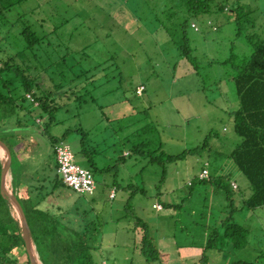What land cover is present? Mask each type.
I'll return each mask as SVG.
<instances>
[{"label":"rangeland","instance_id":"obj_1","mask_svg":"<svg viewBox=\"0 0 264 264\" xmlns=\"http://www.w3.org/2000/svg\"><path fill=\"white\" fill-rule=\"evenodd\" d=\"M165 2L27 0L15 6L0 31L30 24L40 35L51 34L47 43L58 54L50 56L69 52L74 72L83 73L86 82L96 73L98 80H89L85 92L89 102H77L82 107L58 110L52 119L49 114L41 116L33 137L26 135L27 130L19 131L27 133L19 146L14 144L13 169L20 166L19 147L25 157H35L48 151L53 138L69 143L76 162L92 168L82 154L81 140L87 139L90 152L97 140V162L106 171L93 170L100 188L95 210L88 212L101 223L104 243L96 252L99 264H204L209 232L228 215L249 230L246 245L237 249L231 239H219L222 252H205L209 263L264 264V206L243 208V196L252 194L250 183L221 156L241 141L230 115L239 106V96L230 78L232 66L225 62L233 55H249L251 46L245 36L237 37L232 13L207 15L197 21L200 31L187 30L196 56L195 64L190 63L156 19ZM7 36L0 46L3 42L8 52H14L18 39L12 32ZM43 57L47 60L49 54ZM141 84L147 90L138 96L134 88ZM207 142L210 155L190 154L171 162L159 158L162 152L179 155ZM207 160L212 180L200 181ZM220 176L225 177V187L214 180ZM232 181L240 188L234 189ZM113 185L118 186L116 199L109 197ZM155 204L166 208L159 211ZM12 209L21 220L13 203ZM145 234L159 251L157 261H148L142 252ZM135 240L133 251L128 243ZM115 242L120 245L114 246ZM18 264L28 263L22 257Z\"/></svg>","mask_w":264,"mask_h":264},{"label":"trees","instance_id":"obj_2","mask_svg":"<svg viewBox=\"0 0 264 264\" xmlns=\"http://www.w3.org/2000/svg\"><path fill=\"white\" fill-rule=\"evenodd\" d=\"M25 1L27 0H0V22H2L0 26L3 27L4 19L7 22L10 21L8 17L10 12L15 6ZM164 6L165 10L160 11L156 15V19L168 31L180 54L192 64H195L196 56L187 30L192 28L200 31L197 21L207 15L232 13V18L238 27L237 37L245 36L251 46L249 55H233V58L225 62L232 66L233 72L232 75L230 74V78H232L239 96V106L232 109L230 115L234 121L235 132L241 141L228 153H221V156L232 161L250 183L252 194L243 196V208L252 210L263 207L264 0H166ZM208 24L214 30H218L212 21H209ZM12 30L13 27L7 28L6 31H0V40L3 42L11 32L18 39V46L14 52H8L3 46V42L0 46V138L7 143L12 151L11 169H13L16 156L13 152L14 144L18 146L24 139L23 135L19 137L21 140L16 139L13 131L22 129L33 132L36 124L42 122L39 120L41 116L49 114V118L52 119L53 113L58 110L82 107V104H77V102H82V100L89 102L85 97L89 80L93 83L98 80L95 79L97 78L96 73L91 75L86 82L87 78L83 80V77H86L83 73L74 72V64H70L68 61L70 59L67 56L69 52L63 51L59 58L50 56L58 54V50L50 48V44L47 43L52 37L51 34L40 35L30 24ZM46 54H49L47 60L43 57ZM88 72L90 71L88 70ZM44 74L48 75V80H44L46 79ZM137 88L138 86L134 88L136 94ZM146 90L147 87L145 92ZM110 120L107 118V121ZM39 129L40 127H38ZM83 134L87 136L88 133L83 131ZM60 141L63 140L52 139L54 145ZM86 141L85 137L81 140L82 154L89 159L92 167L89 169L96 179L93 170L104 171L98 167L96 161L98 144L95 143L96 146H92L93 152H90L87 150ZM0 149L2 148L0 147ZM211 152L207 142L179 155H168L162 152L159 158L164 157L166 161L171 162L184 159L190 154L204 155L207 153L210 155ZM209 166V161H206L203 168V171L209 170V179L200 180L199 178L200 181L212 180ZM3 170L4 163L0 159V264H18L22 257L28 264H31L23 238L21 222L14 215L12 203L2 188ZM224 178L220 176L214 180L216 184L225 187ZM96 182L99 183L97 179ZM13 185L14 194L24 208L36 250L43 264H99L96 252L101 250L102 228L100 227L101 223L93 219L88 212L91 208L88 204L87 194H80L70 187L66 188L67 185L59 173L57 174V184L52 188H50V184H43V187L46 186L39 189L37 197L33 195L29 186L14 173ZM231 185L234 189L240 188L237 182L232 181ZM45 189L47 190L44 192ZM62 189H71L72 197H75L71 206H63L53 201L51 204L44 202L49 197L58 200L62 195ZM138 220L136 223H139ZM248 233L249 230L241 225L234 216L228 215L218 222L211 233L209 232L205 242V252L209 250L221 251L217 244L219 239H231L235 248H243L246 245ZM142 241V252L146 255L147 260H159V251L148 234L143 236ZM205 252L203 262L211 264ZM104 262L106 261L104 260ZM233 264L256 263L241 260Z\"/></svg>","mask_w":264,"mask_h":264},{"label":"crops","instance_id":"obj_3","mask_svg":"<svg viewBox=\"0 0 264 264\" xmlns=\"http://www.w3.org/2000/svg\"><path fill=\"white\" fill-rule=\"evenodd\" d=\"M21 130L17 129L16 131H13L15 134V138L21 140L19 137H21L23 134H27L26 135H31V137H33V132L32 131H27V132H19ZM19 132V133H16ZM97 139V138H96ZM96 144H97V140H95ZM23 142V141H22ZM18 145V144H17ZM19 146V145H18ZM55 146L52 143L51 147L48 148V151L42 155H38L35 157H25L27 156L24 153V148H21V150L18 152L20 154V156L18 157V164L20 165L18 167V171L14 169H11V171L17 175V177H19V179L24 182L25 184H27L30 188V190L33 191V195L37 197L39 189H43L44 187L42 186L43 184H50V188H52V186L57 184V174H58V169H57V160H56V154H55ZM29 155V154H28ZM43 161V164H42ZM97 161V158H96ZM209 161V160H207ZM23 165V166H22ZM98 167L100 168V165L98 164ZM103 170L106 169V167L101 168ZM17 171V172H16ZM61 177V176H60ZM109 179L107 177H105V181L107 182ZM235 184V183H234ZM130 185V184H129ZM118 187L116 185H113L112 188H114L111 191L110 194V198L112 199H116L117 197V192L115 197H112V193L113 191H115V188ZM122 187V186H121ZM66 188H69L68 186ZM99 183H98V190L99 191ZM47 189L43 190L44 192ZM62 195L60 196V198L58 200H55L53 197H49L46 201L47 204H51V202H55V203H60L63 206H71L74 203V199L72 197V191L71 189H62ZM98 193H96L97 195ZM88 196V204L90 206L91 209L95 210V203H96V197L97 196ZM43 203V202H42ZM41 203V204H42ZM165 209V208H164ZM161 211V210H160ZM95 219V218H94ZM103 238V237H102ZM102 245H101V250H102V246H103V239H102ZM129 245L131 244V246H133V251L135 250L134 248L137 247L138 242L135 240L134 244L133 243H128ZM120 243L115 242L114 246H119ZM106 263V262H104Z\"/></svg>","mask_w":264,"mask_h":264},{"label":"built area","instance_id":"obj_4","mask_svg":"<svg viewBox=\"0 0 264 264\" xmlns=\"http://www.w3.org/2000/svg\"><path fill=\"white\" fill-rule=\"evenodd\" d=\"M145 85L141 84L137 88V94L143 95L145 92ZM55 154L58 165V173L62 177L63 182L71 189L80 194H87L93 196L97 193L98 184L92 173L88 168L79 165L76 162V154L72 146L66 141H60L55 146ZM210 173L205 169L199 176L200 180L209 179ZM192 183H190L191 185ZM237 188V185H234ZM116 192L113 191L112 197H115ZM154 208L162 210L161 204H155Z\"/></svg>","mask_w":264,"mask_h":264},{"label":"water","instance_id":"obj_5","mask_svg":"<svg viewBox=\"0 0 264 264\" xmlns=\"http://www.w3.org/2000/svg\"><path fill=\"white\" fill-rule=\"evenodd\" d=\"M0 146L5 150L6 152V161L4 163V170H3V177H2V188L5 193V195L8 197V199L15 205L17 208L19 215H20V222H21V227H22V232H23V238L26 244L27 252L30 257V262L31 264H39L38 259L34 256V252L36 250V245L34 243L33 237H32V232L31 228L26 216V213L24 211V208L22 204L20 203L19 199L17 196L12 192H9L8 189V175L11 173V168L13 164V157H12V151L10 147L7 145L6 142H4L0 138ZM38 253V252H37ZM38 258L40 259L39 253H38ZM42 264V263H41Z\"/></svg>","mask_w":264,"mask_h":264},{"label":"bare ground","instance_id":"obj_6","mask_svg":"<svg viewBox=\"0 0 264 264\" xmlns=\"http://www.w3.org/2000/svg\"><path fill=\"white\" fill-rule=\"evenodd\" d=\"M1 147V146H0ZM2 148V147H1ZM0 157L1 158H3V159H5L7 156H6V152H5V150L2 148V149H0ZM0 158V159H1ZM2 160V159H1ZM11 179H12V177L10 176V174L8 175V181H7V184H8V189H9V192L10 193H12L13 191H12V189H11ZM34 256L38 259V263L39 264H41L42 262H41V259H39L38 258V253H37V251H35L34 252Z\"/></svg>","mask_w":264,"mask_h":264}]
</instances>
